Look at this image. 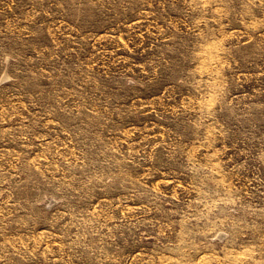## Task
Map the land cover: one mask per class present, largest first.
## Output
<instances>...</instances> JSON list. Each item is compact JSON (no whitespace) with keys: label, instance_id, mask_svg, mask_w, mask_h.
<instances>
[{"label":"rangeland","instance_id":"374dc122","mask_svg":"<svg viewBox=\"0 0 264 264\" xmlns=\"http://www.w3.org/2000/svg\"><path fill=\"white\" fill-rule=\"evenodd\" d=\"M0 264H264V0H0Z\"/></svg>","mask_w":264,"mask_h":264}]
</instances>
